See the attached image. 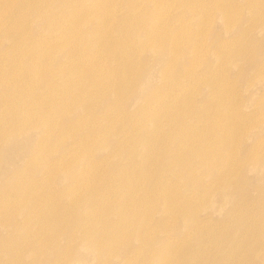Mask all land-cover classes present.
<instances>
[{"label":"rangeland","instance_id":"rangeland-1","mask_svg":"<svg viewBox=\"0 0 264 264\" xmlns=\"http://www.w3.org/2000/svg\"><path fill=\"white\" fill-rule=\"evenodd\" d=\"M25 1L15 0L13 11ZM31 1L32 6L45 3V0ZM131 1L130 5L122 0L113 4L115 18L106 25L104 38L116 37L113 26L130 6L131 20H140L135 26L139 34L155 26H167L177 34L184 50L182 61L166 64L172 56L170 50H164L161 61L152 60L150 51L131 40L132 46L127 50L136 61L134 72L143 71L145 82L141 78L132 85L134 88L112 103L103 99L94 109L86 108L79 115L74 111L68 115L58 113L55 133H65L63 142L56 139L57 134L41 142L44 136L37 128L25 126L20 112L16 109L14 112L15 107L10 111L22 100L18 107L32 111L25 120L38 119L33 103L23 97L16 100L22 94L17 93L11 99L9 109L0 107V264H264V141L259 144L264 138V0H196L192 9L184 12L180 4L168 0L156 4ZM28 21L33 38L56 35L59 31L60 21L52 29L47 27V20L29 16ZM10 47L3 43L0 53H6ZM86 56L95 59L98 67L108 66L98 51ZM52 60L48 56L45 63ZM69 64V57L62 54L52 61L58 85L55 95L61 103L66 99L64 90L77 86L75 78L61 72ZM167 65H172L173 77L164 80L163 68ZM183 66L186 76L179 77L177 71ZM21 68L28 78L50 72L44 67L31 73ZM9 69L13 73L11 82L21 88L23 80L18 77L15 82L17 67ZM202 73L207 76L199 79L201 83L196 87L194 77L198 79ZM208 77L218 84L216 91L225 98L222 114L208 113L197 118L193 115L194 107L187 114L192 115L199 129L209 122L220 126L226 122L229 132L224 133V127H219L215 134L201 130L182 142V147L176 150L184 155L193 173L185 172L178 179L175 171H185L186 167L168 164L167 155L164 157L162 153L167 147L162 138L168 144V137L181 135L178 129L185 126V121L178 118L183 110L178 105L181 96L187 94L197 105L213 102L205 85ZM115 79V71L105 76L106 81ZM167 80L174 84L183 80L186 86L182 93L178 92L179 98H172L173 106L164 110V100L155 91ZM78 90L82 99L89 97L86 87ZM141 91L146 100L156 97L162 102L160 108L152 102L151 108L156 109L153 114L158 115L155 134L159 131V136L153 143L158 150L151 155L139 145L151 122L148 117L121 116L118 124L111 126L114 133L110 136L100 120L126 105L127 114L133 111L137 108L135 96ZM107 94L98 87L100 97ZM41 95L43 98L42 93L34 96ZM44 104L51 106V102ZM68 117L82 125L93 123L91 139L96 136V140L85 151L79 148L85 130L73 132L69 122H65ZM136 123L140 128L135 136L125 146L116 145L113 137L126 136ZM258 134L262 135L259 141ZM101 144L104 146L98 147ZM70 146L71 151L60 157ZM33 151L35 158L31 157ZM222 154L231 157L228 165L221 161ZM107 155L111 157L104 161ZM204 155L209 159L206 165L196 159ZM40 157L46 159L42 168H49L35 167ZM65 170L79 178V193L90 192L91 211L81 204L74 210L69 207L67 193L72 182ZM14 187H18V195L13 194ZM41 210L48 212V217L42 218L44 221L55 219L58 228L53 234H49L47 226L32 225L25 220L38 219ZM84 210L89 225L87 234L91 231L94 239L107 234L109 239L108 247L98 252L84 246L80 233L76 232L80 226L78 216Z\"/></svg>","mask_w":264,"mask_h":264},{"label":"bare ground","instance_id":"bare-ground-1","mask_svg":"<svg viewBox=\"0 0 264 264\" xmlns=\"http://www.w3.org/2000/svg\"><path fill=\"white\" fill-rule=\"evenodd\" d=\"M122 1L125 4L127 3V5L132 4L131 0ZM140 1L156 4L161 0ZM168 1H172V4H180L184 12L192 9L196 0ZM14 2L15 0H0V4H2L0 6V46L3 43L11 45L9 50L7 48L8 51L6 53H0V107L2 109H9V105L12 104L11 99L14 98L17 93L22 95L17 96L16 100L23 97L25 100L28 99L29 103H33L38 116L37 120L36 118L31 120V117L30 121L28 118L25 120V117L30 115L32 111L31 109H27L26 111L23 107H18L20 103L22 104V100L11 107L10 111L15 107L14 112L15 109L17 112H20L21 118H24L22 122L23 124L25 122V126L33 125L36 127L38 132L44 136L41 142H46L47 137L54 134H57L56 139L58 141L63 142L65 140L66 136H63L65 133H55L56 126L58 125V113L62 112L68 115L74 111V113L79 115L84 112L86 108L94 109L96 103L103 99L110 100V103H112L118 99L122 93L127 94L128 90L134 88L132 85L137 83L141 78H144L142 83L145 82L146 75L142 77L143 71L141 73L139 71L134 72L136 61L127 50V48L132 46L130 43L131 40H134L135 43H140L142 49L150 51L152 60L161 61L163 59V52H165L164 50H170L172 54L170 60H168L166 64L170 61L177 63L181 60V57H183L184 50L181 48L177 34L169 31L167 26H155L151 30L145 32V34H139L135 26L140 23V20H131L133 16L129 11L131 8L130 6H128V11L122 12L124 15L120 17L119 23L116 22L113 26L116 37L113 36L109 39L104 38L105 36L107 37V33H103L106 29V25H108L110 20L115 18L113 4H117V0H45V3L39 6H32L31 3L33 2L31 0H26L16 11H13ZM56 3H58L57 7L51 6ZM5 16L6 18H4ZM29 16L43 21L47 20V27L49 29H52L54 25L56 26L60 21L58 27L59 31L56 35L51 34L41 39L33 38V34L30 32L32 25L31 22L28 21ZM143 27L147 29V26L144 25ZM58 34L61 36L55 38ZM61 37L62 39L58 41ZM192 49H195V46H193ZM91 51H98L101 56L105 58L108 66L98 67V62L95 59H90L86 56ZM61 54L63 57H69L70 60L68 69L62 70L61 72L68 77L75 78L77 81V86H70L64 90L67 91L64 103L59 102L55 95L58 85L54 79L55 69L52 67V61L57 60ZM48 56H52L53 60L49 63H45ZM7 60L16 61V63H10ZM12 66L17 67L15 82L18 77L23 80L21 82V88H18L11 82L13 73L9 68ZM21 66L30 73L31 71H39L40 67L49 69L50 72L42 75L39 74L40 77L38 78L33 77V75L28 78ZM171 66L172 65L169 67V65H167L166 68H163L164 71L166 70L163 74L165 76L164 80L173 77V71L170 70ZM179 70L177 71L179 77L186 76L185 66ZM110 71L116 72L115 81L105 80L106 74ZM62 73H59L60 77L64 76ZM205 76H207L206 73H202V76H199L198 79L194 77L193 82L196 84V87L201 83V80L206 78ZM166 84L157 86L158 90L155 92L160 94V96H158L159 98H163L164 110H169L173 106L172 98H179L180 94H178V92L182 93L186 84L183 80H179L177 84L167 80ZM205 85L208 88L210 97L212 96L214 99L213 102L209 104L205 102L202 105H197L195 101L191 99L192 97H189L187 94L181 96L178 105L182 107L183 110L179 112L178 118L185 121V126L178 129L181 135L168 137V144L170 145L162 138V142L167 145L162 153L164 157L167 155L168 164L170 166L186 167L185 171H175L178 179H182L183 173L185 172H189V174L193 173V169L189 166L190 164L187 162L184 155L179 150H176L182 147V142L188 141L192 136H197L198 132L201 130L206 133L209 131L211 134H215L219 130V127H224V133L227 134L229 132L228 123L226 122L222 123V126L217 122H209L199 129L196 127V123H193L192 115L190 113L187 114V111L193 107L195 110L193 115L197 118L206 117L208 113L214 115L222 114V105L225 98L219 93V90L216 91L218 89V84L208 77ZM83 86L88 90L89 97L86 99L81 98V93L78 90V88ZM99 86L104 88L105 92H108L106 96L100 97L98 95ZM37 93L44 94L43 98H41L42 95L40 97L34 96ZM216 100L217 102H215ZM46 102H51V106L47 107L44 104ZM152 102H156L158 108L161 107L162 102H159L156 97L146 100L145 95L141 91L135 96L134 106L137 108L130 113L127 114L126 108H128V106L126 105L123 106V110L117 109L109 115H103L100 120L104 121L103 128L105 130L107 129V135H113L114 132L112 129L114 128H111V126L114 124L117 125L122 119L121 116L125 118L132 114H139V118L148 117L151 122L147 128L146 134L140 139L139 145L144 152L150 151V155L156 152L158 149L153 147V143L154 139L159 136V131L155 134L157 127L156 116L158 115L153 114L156 112V109L155 107L151 108ZM118 106H120L119 103ZM90 115H93V110L90 112ZM93 118H98V116H94ZM65 122H69V127L73 132L79 129L85 130L86 136L82 139L84 140L81 143L82 147H79L82 148L81 151L83 149L85 151L87 149L86 147L90 145V142L93 143L96 140V136L91 139V135L93 134V123L82 125L81 122L69 119V117ZM139 128L140 125L136 123L131 127L132 130L126 133V136L119 138L113 137V139H116V145L121 147L125 146L126 142L135 136V131ZM261 136L262 135L259 134L256 135L257 141L260 140ZM6 137H4V139ZM176 137H180V139L172 143ZM229 140L230 142L233 141L231 138ZM263 141L264 138H262L259 144H262ZM103 146V144L98 145V147ZM72 148L73 147L70 146L67 152L59 156L62 157L66 155ZM48 149L53 150V147L49 146ZM34 154L33 151L31 157L34 156L33 158H35L36 155ZM76 157L74 161L78 160ZM110 157V155H107L103 157V160L105 161ZM196 159L205 165L209 162V159L205 155L198 156ZM230 160L231 157L229 154H222L221 161L228 165ZM44 162H46V159L40 157L34 165L37 168L43 169L44 167L42 168V166ZM49 167L50 166L45 167L44 169ZM92 168L93 167H88L87 169ZM65 173L66 176L70 177L72 182L71 190L67 193L68 205L71 210L76 209L77 206L81 204L84 208L91 211L89 202L91 197L90 192L86 194L82 192L79 193V178L68 170H65ZM17 183L20 184L19 182ZM13 189V194L18 195V187H14ZM201 197L204 200L206 194L201 195ZM167 210L169 211V209ZM40 213H42V215L38 219L27 217L25 220L29 221L32 225L47 226L49 234H53L58 228L55 219L44 221L42 218L48 217V212L46 210H41ZM85 214L86 210L78 216L80 226L76 232L80 233L81 242L84 246L96 252L100 251L103 247H108L107 242L109 239L107 238V234L99 239H94L91 231L87 234L89 225L86 222ZM139 233L140 232H138V235ZM140 236L141 235L138 237Z\"/></svg>","mask_w":264,"mask_h":264}]
</instances>
